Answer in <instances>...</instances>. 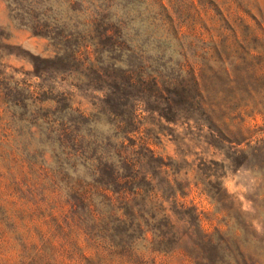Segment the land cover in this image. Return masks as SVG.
I'll return each mask as SVG.
<instances>
[{"label":"rangeland","instance_id":"374dc122","mask_svg":"<svg viewBox=\"0 0 264 264\" xmlns=\"http://www.w3.org/2000/svg\"><path fill=\"white\" fill-rule=\"evenodd\" d=\"M134 8L158 14L165 34L175 28L185 73L156 87L134 55L136 84L120 107L90 48L78 62L55 59L45 37L10 23L0 0V264H264V0H138ZM13 83L42 112L126 109L124 174L145 190L133 205L159 204L168 217L161 244L148 232L111 252L71 221L69 203L11 145L5 88L24 96Z\"/></svg>","mask_w":264,"mask_h":264},{"label":"trees","instance_id":"16d2710c","mask_svg":"<svg viewBox=\"0 0 264 264\" xmlns=\"http://www.w3.org/2000/svg\"><path fill=\"white\" fill-rule=\"evenodd\" d=\"M4 1L10 23L45 37L55 59L78 62L81 49L90 48L94 56L90 65L111 79L107 86L114 99L121 95L120 107L127 106L121 103L124 98H131L136 69L156 87L158 81L171 82L174 75L185 73L184 65L175 62V28L172 26L171 35L165 34L158 14L150 19L153 12H134L138 0ZM161 43L167 44L163 50L158 46ZM134 55L140 59L136 69ZM191 75L195 76L193 70ZM13 84L18 95L24 92V96L13 99L12 90L5 88L8 125L15 134L11 145L30 172L43 174L69 203L71 221L111 252L127 251L128 243L132 248V243L144 240L148 232L161 244L168 234L165 229L172 228L168 217L159 204L151 203L147 209L133 205L132 200L143 194L138 190H145L135 182L136 176L124 174L131 164L123 155L128 130L119 120L126 109L122 113L109 106L89 117L70 105L60 113L42 112L36 109L27 88ZM102 117L106 120L101 123ZM98 124L102 128H96ZM32 127L37 131H31ZM108 170L111 180L103 183L98 176ZM203 237L210 242V235Z\"/></svg>","mask_w":264,"mask_h":264}]
</instances>
